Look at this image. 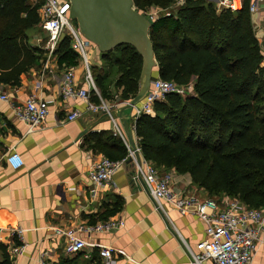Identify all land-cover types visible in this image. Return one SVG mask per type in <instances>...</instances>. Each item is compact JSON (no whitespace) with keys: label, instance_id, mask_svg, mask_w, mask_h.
<instances>
[{"label":"trees","instance_id":"obj_1","mask_svg":"<svg viewBox=\"0 0 264 264\" xmlns=\"http://www.w3.org/2000/svg\"><path fill=\"white\" fill-rule=\"evenodd\" d=\"M177 1L133 0L143 12L159 10L149 29L157 66L152 80L192 87L187 95H165L154 102L152 114L135 120L141 156L161 174H188L209 198L228 195L248 208H264V57L261 36L248 12L250 0H243V7L235 11H217L211 0H183L174 7ZM39 6L33 0H0L1 86L19 87L22 76L44 54L41 47L30 45L27 35L40 24ZM54 54L60 67L78 64L68 37L59 41ZM101 57L115 68L119 93L108 99L107 76L93 67L100 98L129 102L139 88L140 55L121 45ZM99 135L89 136L93 151L111 161L127 156L119 137L103 142ZM120 208L121 204L107 208L103 219ZM0 249V264H11L6 248ZM98 254L94 250L87 264H100ZM78 255L58 264H76Z\"/></svg>","mask_w":264,"mask_h":264},{"label":"crops","instance_id":"obj_2","mask_svg":"<svg viewBox=\"0 0 264 264\" xmlns=\"http://www.w3.org/2000/svg\"><path fill=\"white\" fill-rule=\"evenodd\" d=\"M255 20L264 25L263 18ZM27 35L30 45L44 46L46 33L40 25ZM47 57L44 50L37 65L22 76L19 87L0 85L1 94L8 97V101L0 99V245L6 248L11 264H43L48 260L58 264L70 256L64 252L66 238L56 230L117 219L123 222L120 229L77 234L86 245L75 258L76 264H87L94 250L99 252L106 247L112 249L113 264L187 263L189 257L182 241L194 249L205 238V224L194 215L179 214L168 204H164L166 217L156 211L142 184L132 181L135 167L129 161L114 173L113 186H95L91 182L92 166L104 155L90 148V134L100 133L103 142H107V138L117 140L114 121L126 141L127 138L119 120H103L104 114L86 111V102L78 98L64 101L60 97L59 82L66 68L57 64L56 56ZM107 65L110 62L103 60L95 47L91 49L90 72L93 67L103 69ZM73 68L75 88L88 90L91 103L104 101L95 83L97 94L86 86L85 71L79 59ZM91 92L97 102L91 100ZM31 95L45 102L47 116L40 129L30 132L25 123L17 120L12 106ZM73 110L80 111V116L68 121L67 115ZM132 123L131 111L130 128L134 143L138 144ZM89 127H92L90 131L83 134ZM10 152L17 153L23 162L16 170L5 161ZM126 152L128 154L127 148ZM167 173L174 192L207 197L188 174L172 170ZM115 204H121L120 210L104 220V212ZM13 229L21 230V238L12 234ZM12 246H23L22 253L10 254ZM99 259L103 264L100 255ZM251 264H264V246L257 249Z\"/></svg>","mask_w":264,"mask_h":264},{"label":"built area","instance_id":"obj_3","mask_svg":"<svg viewBox=\"0 0 264 264\" xmlns=\"http://www.w3.org/2000/svg\"><path fill=\"white\" fill-rule=\"evenodd\" d=\"M39 2L38 14L40 17V28L46 33V42L42 47L47 52V58L55 57V50L60 41L61 35L68 37L69 47L78 55V59L85 71L86 86L97 94L94 81L90 72V53L94 46L86 41L79 33L78 27L69 18V4L66 0H33ZM217 11L228 9L231 11L240 10L243 7V0H211ZM183 0L175 3L174 7L181 5ZM155 9V8H154ZM158 9L153 13H147L153 20L157 17ZM248 12L252 17L253 29L260 35H264V25L258 18L264 19V0H250ZM168 15V13H167ZM263 16V17H261ZM255 18V19H254ZM261 49L264 57V40L261 39ZM264 64V59L262 61ZM46 66V65H45ZM47 68V67H45ZM192 92L190 86H179L173 82L156 78L151 81L148 93L143 100L132 109V127L135 120L143 114H152L155 101L162 100L167 94L187 95ZM59 95L65 101L71 98H78L86 102V111L92 114H109L112 109L125 105L127 102H116L108 104L100 101L94 104L89 101V91L77 89L74 84V68H68L63 73L59 82ZM0 99L8 101L5 94ZM17 120L28 126V130L40 129L45 123L47 106L40 98L29 96L24 102L12 106ZM80 116V111L73 110L67 115L71 121ZM114 133L118 135L125 144L128 154L118 161H111L101 156L92 166L90 180L95 186H113V175L127 161L135 167L132 181L135 184L141 183L147 192L156 211L165 217L167 212L164 204H168L173 210L181 215L191 214L196 216L205 224V238L198 242L194 249L182 241V245L189 260L184 264H204L210 261L211 264H251L253 256L260 246H264V208H248L237 198L222 195L217 198H200L188 192L176 193L172 189L170 174L159 173L154 166L144 160L140 153L138 144H135V151L129 149V145L121 130L114 123ZM6 163L10 168L16 170L23 164L20 156L10 152L5 156ZM123 227V222L117 220L99 221L92 225H80L67 230H56L66 238L64 252L67 256H74L85 247V242L77 236L79 233L91 234L117 230ZM12 234L21 238V230H12ZM23 246H12L10 254L19 255ZM99 255L103 264H113L112 249L101 248ZM43 264H57L53 261H45Z\"/></svg>","mask_w":264,"mask_h":264},{"label":"water","instance_id":"obj_4","mask_svg":"<svg viewBox=\"0 0 264 264\" xmlns=\"http://www.w3.org/2000/svg\"><path fill=\"white\" fill-rule=\"evenodd\" d=\"M69 4V18L78 27L81 36L90 42L99 53L105 54L121 45L133 47L140 55L142 67L139 88L136 95L109 114L103 120H119L122 124L129 149L135 151L130 128L131 111L148 93L152 77L156 72V61L149 29L154 20L139 10L133 0H66ZM64 36L61 35L60 40ZM126 113L125 115H122ZM87 128L83 134L90 131Z\"/></svg>","mask_w":264,"mask_h":264},{"label":"rangeland","instance_id":"obj_5","mask_svg":"<svg viewBox=\"0 0 264 264\" xmlns=\"http://www.w3.org/2000/svg\"><path fill=\"white\" fill-rule=\"evenodd\" d=\"M154 10H155L154 8H151V9H147L145 12L152 14ZM260 36H261V39L264 40V35L261 34ZM91 73H92V70H91ZM101 74H103L104 77L107 76V80L105 82L106 92H107V94L109 93L111 95L108 99H110L111 97L113 98V96H115V94H117V92L119 93V91L115 88V81L118 78V75L115 71V68L112 67L111 64L107 65V67L102 69ZM92 75H93V73H92ZM190 85L191 84H188L187 86H190ZM211 198H217V197H211Z\"/></svg>","mask_w":264,"mask_h":264}]
</instances>
